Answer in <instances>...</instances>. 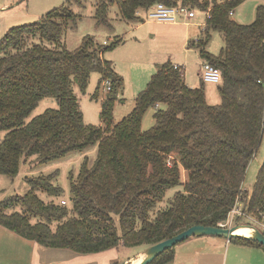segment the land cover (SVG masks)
I'll return each instance as SVG.
<instances>
[{"label": "trees", "instance_id": "1", "mask_svg": "<svg viewBox=\"0 0 264 264\" xmlns=\"http://www.w3.org/2000/svg\"><path fill=\"white\" fill-rule=\"evenodd\" d=\"M71 1L10 27L0 37V174L13 178L29 158L47 163L72 150L95 148V159L89 164L84 154L77 173L69 174L67 200L61 198L62 187L53 183L57 169L27 177L28 192L0 199V225L46 247L95 253L120 244H154L192 225L218 226L238 196L243 215L235 223L245 218L244 224H264V157L251 193L242 186L264 139V5L256 7L251 23L241 24L231 14L245 0H97L94 17L99 23H108L114 3L122 18L135 22H142L156 3L208 12L203 36L189 46L221 72L220 102L210 105L205 82L189 86L184 68L167 60L135 95L132 111L114 124L122 78L104 52L121 39L99 44L87 35L72 51L55 45L69 22L76 24ZM211 30L219 31L224 42L217 55L206 50ZM92 72L99 74L92 97L103 94L98 126L84 122L74 92L75 86L85 91ZM104 81L109 83L105 92ZM44 97H54L58 107L26 121ZM150 108L154 123L142 129ZM175 187L165 206L151 216ZM230 241L264 250L243 236ZM174 247L148 264L170 262Z\"/></svg>", "mask_w": 264, "mask_h": 264}, {"label": "rangeland", "instance_id": "2", "mask_svg": "<svg viewBox=\"0 0 264 264\" xmlns=\"http://www.w3.org/2000/svg\"><path fill=\"white\" fill-rule=\"evenodd\" d=\"M96 1H71L70 7L78 16L76 24L73 25L69 22L62 37L55 45H64L72 51L80 46L83 38L87 35L99 44L121 39L117 46L104 52V58L112 62L114 71L122 78V85L116 92V101L113 107L112 122L114 124L132 111L135 104V95L146 86L157 67L167 60L184 66L186 84L189 83V86L200 85L201 80L198 70L201 58L195 48L188 47L187 39L185 41L182 35L188 34V40H192L198 34L201 37L203 36V32H200L199 28L206 16L203 11L195 9L196 17L191 20L182 17L175 22H171L143 18L142 22H135L122 18L117 4L114 3L109 6L108 24L96 21L94 17ZM64 2L66 0H0V6L6 4L3 9L0 7V37L10 27L32 22L40 15ZM258 5H264V0H245L233 9L231 18L238 23L249 24L254 20L255 9ZM186 20H188V24L185 23ZM209 33L210 39L206 50L213 55H217L224 46L222 35L219 31L213 30ZM98 79L99 74L92 72L84 92H81L76 86L74 87V92L83 112L84 122L96 126L102 123L99 113L103 94L100 92L97 98L92 97ZM203 85L207 103L210 105L219 104L218 84L205 82ZM57 107L58 104L54 97H44L31 111L26 121L41 114L47 108ZM153 112L154 110L150 108L144 114L141 121L142 129H148L153 125ZM3 134L4 132H1L0 136L3 137ZM84 154L88 156V163L92 164L95 159V148L88 149L86 153L72 150L63 157L47 163H35L33 158H29L25 164H21L17 176L12 178L0 174V199L4 196L25 194L30 190L27 177H33L40 173H50L57 169L58 173L54 177L53 183L62 187L61 198L67 200L70 194L69 174L71 172L73 174L77 173ZM263 157L264 139L256 154L250 160L245 172L242 186L248 193H251ZM176 190H178V187L169 189L164 200L151 210L150 215L153 216L159 207L165 206V201ZM37 193L44 200H48L41 192L38 191ZM240 203L238 206L243 208V202ZM242 210L240 209L234 214V220L232 221L234 223L231 225L245 223V218H242L239 223H235V215H242ZM256 227L261 231L264 224ZM253 232L255 233V230ZM150 245L131 247L120 244L100 252L80 253L69 248L46 247L37 242L24 239L0 225V264H132L134 260L142 258L146 254V250Z\"/></svg>", "mask_w": 264, "mask_h": 264}, {"label": "crops", "instance_id": "3", "mask_svg": "<svg viewBox=\"0 0 264 264\" xmlns=\"http://www.w3.org/2000/svg\"><path fill=\"white\" fill-rule=\"evenodd\" d=\"M5 5L6 4H2L0 6L1 9H3ZM195 17L196 13L193 17L186 19L191 20ZM188 20H186V24H188ZM204 23L205 20L199 25L200 32L203 30L202 27H204ZM182 37L185 38V41L187 39L188 47L193 48L189 46L190 39L188 40L187 38L188 34L185 36L182 35ZM200 37L201 35L198 34L192 40ZM202 62L201 60L200 64ZM172 64L184 68L180 63L172 62ZM166 264H264V250L257 246L230 241L224 237L193 236L175 245L173 259Z\"/></svg>", "mask_w": 264, "mask_h": 264}, {"label": "built area", "instance_id": "4", "mask_svg": "<svg viewBox=\"0 0 264 264\" xmlns=\"http://www.w3.org/2000/svg\"><path fill=\"white\" fill-rule=\"evenodd\" d=\"M206 16L208 15V12H205ZM139 14V13H138ZM195 14V11L191 9L190 7L186 5H178V6H166L163 3H156L151 8H149L144 13V18H151L155 19L157 21H171L175 22L179 18H191ZM105 43V42H104ZM175 68H177V65H174ZM199 76L200 79H202L204 82H211V83H220L221 81V72L220 70L213 66L212 64L208 62H202L199 67ZM103 92L109 90V83L107 81H104L102 83V89ZM239 196L237 197L236 205L234 208L230 211L228 214L227 220L224 223H219L218 226L226 227V226H232L234 222V214L237 211L242 210L240 206H238L240 203ZM64 203V201H62ZM243 212V211H242ZM243 215V213H242ZM241 214L235 215L242 216ZM235 217V219H236Z\"/></svg>", "mask_w": 264, "mask_h": 264}, {"label": "water", "instance_id": "5", "mask_svg": "<svg viewBox=\"0 0 264 264\" xmlns=\"http://www.w3.org/2000/svg\"><path fill=\"white\" fill-rule=\"evenodd\" d=\"M242 226L253 228L255 230L254 235L243 236L234 232L238 227H242ZM193 236H218V237H224L228 240H230L233 237L243 236L246 238L253 239L264 246L263 233L257 227L248 224H236L226 227L192 225L170 238L164 239L162 241L150 245L146 250L147 255L138 264H148L163 251L170 249L173 246H175L177 243Z\"/></svg>", "mask_w": 264, "mask_h": 264}, {"label": "bare ground", "instance_id": "6", "mask_svg": "<svg viewBox=\"0 0 264 264\" xmlns=\"http://www.w3.org/2000/svg\"><path fill=\"white\" fill-rule=\"evenodd\" d=\"M242 228H243V226L238 227L234 232L237 234L245 235V236H253V234H254V232H253L254 230H252L253 228L252 229H250V227L249 228H243V229ZM146 255H147V252L142 258L134 260L132 264H138L140 261H142V259H144V257Z\"/></svg>", "mask_w": 264, "mask_h": 264}]
</instances>
